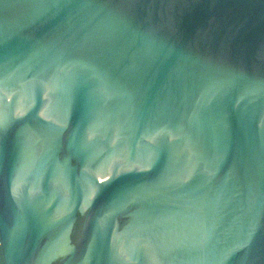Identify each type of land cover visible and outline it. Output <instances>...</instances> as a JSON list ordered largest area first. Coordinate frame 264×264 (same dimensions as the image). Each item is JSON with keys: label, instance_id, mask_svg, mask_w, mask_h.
I'll return each instance as SVG.
<instances>
[{"label": "water", "instance_id": "obj_1", "mask_svg": "<svg viewBox=\"0 0 264 264\" xmlns=\"http://www.w3.org/2000/svg\"><path fill=\"white\" fill-rule=\"evenodd\" d=\"M0 264H264V0H0Z\"/></svg>", "mask_w": 264, "mask_h": 264}]
</instances>
